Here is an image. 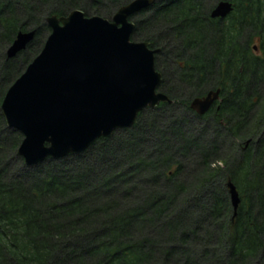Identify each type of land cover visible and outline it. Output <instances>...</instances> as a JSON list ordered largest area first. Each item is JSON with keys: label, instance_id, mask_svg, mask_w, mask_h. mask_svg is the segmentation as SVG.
Wrapping results in <instances>:
<instances>
[{"label": "trees", "instance_id": "1", "mask_svg": "<svg viewBox=\"0 0 264 264\" xmlns=\"http://www.w3.org/2000/svg\"><path fill=\"white\" fill-rule=\"evenodd\" d=\"M129 1L0 0V106L48 16L110 18ZM218 1L155 0L132 18L131 40L160 49L159 90L172 103L83 153L26 167L0 111V264H264V0H229L231 13L212 19ZM216 89L207 113L189 108Z\"/></svg>", "mask_w": 264, "mask_h": 264}, {"label": "water", "instance_id": "2", "mask_svg": "<svg viewBox=\"0 0 264 264\" xmlns=\"http://www.w3.org/2000/svg\"><path fill=\"white\" fill-rule=\"evenodd\" d=\"M153 3L133 0L111 20L85 17L80 10L46 19L50 33L42 49L1 105L7 127L24 135L17 152L26 166L78 154L97 138L133 125L143 108L169 101L155 93L162 80L154 66L158 50L130 40L133 23L127 18ZM231 10L230 2L220 1L211 17L224 18ZM34 33L19 32L7 57L23 51ZM218 97L219 90L209 91L193 99L190 108L202 115ZM230 199L235 210L239 198L233 186Z\"/></svg>", "mask_w": 264, "mask_h": 264}]
</instances>
